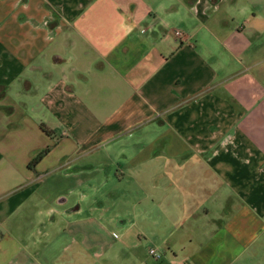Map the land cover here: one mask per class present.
<instances>
[{"label":"crops","instance_id":"crops-1","mask_svg":"<svg viewBox=\"0 0 264 264\" xmlns=\"http://www.w3.org/2000/svg\"><path fill=\"white\" fill-rule=\"evenodd\" d=\"M0 264H264V0H0Z\"/></svg>","mask_w":264,"mask_h":264},{"label":"trees","instance_id":"trees-1","mask_svg":"<svg viewBox=\"0 0 264 264\" xmlns=\"http://www.w3.org/2000/svg\"><path fill=\"white\" fill-rule=\"evenodd\" d=\"M41 128L49 135H52V132L48 130L43 124L41 125ZM48 148L44 149L40 153H38L29 163V167H34L39 160L48 152Z\"/></svg>","mask_w":264,"mask_h":264},{"label":"built area","instance_id":"built-area-1","mask_svg":"<svg viewBox=\"0 0 264 264\" xmlns=\"http://www.w3.org/2000/svg\"><path fill=\"white\" fill-rule=\"evenodd\" d=\"M174 33L179 38L182 36V32L180 30H178V29H176ZM149 253L152 254L153 256H155L156 258L160 257V255L157 252H155L154 249H150Z\"/></svg>","mask_w":264,"mask_h":264}]
</instances>
